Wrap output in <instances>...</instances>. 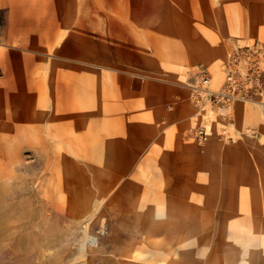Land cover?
Segmentation results:
<instances>
[{
    "label": "crops",
    "instance_id": "crops-1",
    "mask_svg": "<svg viewBox=\"0 0 264 264\" xmlns=\"http://www.w3.org/2000/svg\"><path fill=\"white\" fill-rule=\"evenodd\" d=\"M77 6L87 7V0H0V67L4 72L0 77V135H15L17 143L26 135L31 140L53 134L57 127L66 134L72 126H86L90 112L94 128L89 129L97 135L92 149L101 151L103 143L109 144L113 157L117 152L116 165L132 168L128 174L140 166L154 168L159 186L164 187L160 190L175 199L176 207L192 208L199 188L207 199L228 194L245 200L243 206L248 209L240 218L249 216L248 229L263 230L264 219L257 211L262 202L253 200L264 199V110L249 102L237 103L226 119L238 129L255 127L258 133L243 135L237 142L212 140L200 146L188 139L195 113L189 91L168 81L167 76L175 77L183 66L194 63L200 43H206V55L212 48L219 51V58L229 47L264 43V0H109L111 10L104 17L111 24L112 37L129 38L130 32L135 37L132 23L133 28L136 23L142 25L138 34L145 40L152 36L153 23L160 25L163 37L173 30L170 36L175 37L177 47L166 57L155 42L154 62L147 63L153 75L147 80L126 78L124 71L120 74L114 65L119 63L118 49L106 70L102 64L91 69L78 62L87 53L81 24L88 16L81 11L75 15ZM95 17L98 20L102 15ZM124 22L127 32L119 34L117 25ZM72 23L78 24L72 28ZM173 23L175 27L168 26ZM71 39L78 41L72 43ZM72 48L78 61L65 60ZM55 54L63 59L50 57ZM141 60L146 64L150 56L142 54ZM130 61L135 64L139 59ZM209 61L217 86L223 73L217 59ZM78 133V144L83 145L78 150L83 151L90 133ZM63 143L71 148L70 139L64 138ZM199 160L211 168L204 187L197 178Z\"/></svg>",
    "mask_w": 264,
    "mask_h": 264
},
{
    "label": "rangeland",
    "instance_id": "rangeland-1",
    "mask_svg": "<svg viewBox=\"0 0 264 264\" xmlns=\"http://www.w3.org/2000/svg\"><path fill=\"white\" fill-rule=\"evenodd\" d=\"M94 6L95 0H87V7L77 6L74 10L75 15L81 11L88 16L87 22L81 24L87 37V53L79 56L78 61L72 48V55L65 56V60L85 63L91 69L98 63L106 70L118 49L119 63L114 65L120 74L124 71L122 76L126 78L144 80L146 77L147 80L153 75L147 63L154 62L155 42L166 57L177 47L175 37L170 36L173 30L163 37L160 25L154 23L152 36L147 40L139 37L142 25L137 23L134 28L130 24L135 37L132 32L129 38L112 37L111 24L104 17L111 10L109 0H99L98 7ZM100 15L96 20L95 16ZM1 18L0 13V26ZM77 24L72 23V28ZM124 26L127 22L117 25L119 34L123 30L126 34ZM182 26L185 30L184 23ZM77 41L71 39L72 43ZM229 50L230 47L221 58L219 51L215 53L212 48L206 55V43H200L198 59L183 66L175 77L167 76L168 81L189 91L195 113L188 128V139L200 146L212 140L237 142L243 135L258 133L255 127H248L246 131L238 129L226 119L237 103L248 101L220 108L209 103L201 106L194 96L195 71L199 64L212 76L213 88L223 86ZM142 54L150 56L146 64L140 61ZM50 57L63 59L56 54ZM134 57L139 59L135 64L130 61ZM207 57L219 61L223 81L217 86L213 64ZM3 75L0 67V77ZM249 103L264 110V105ZM45 107L49 108L47 103ZM47 110L52 113L50 108ZM87 114L86 126L77 124L66 134L57 127L53 128V134L38 135L31 140L26 135L17 143H14L15 135H0V264H264V229L250 231L249 216L240 218L248 209L243 206L245 200L230 198L228 194L224 198L207 199L204 190L199 188V198L192 208L176 207L173 197H165L154 168L140 166L134 174H128L132 168L116 165L117 152L113 157L109 144L103 143L101 151L92 149L97 135L89 129L94 128L93 114ZM71 122L73 125V119ZM105 129L103 133L107 132ZM79 131L90 133L83 151L78 150L83 147L78 144ZM64 138L71 140L70 149L65 148L68 144L63 143ZM199 162L197 178L200 187H204L211 168ZM253 201L262 202L257 211L264 219V199ZM258 236L263 239H257ZM187 238L194 240L191 252Z\"/></svg>",
    "mask_w": 264,
    "mask_h": 264
},
{
    "label": "built area",
    "instance_id": "built-area-1",
    "mask_svg": "<svg viewBox=\"0 0 264 264\" xmlns=\"http://www.w3.org/2000/svg\"><path fill=\"white\" fill-rule=\"evenodd\" d=\"M224 71L225 82L216 89L212 87V76L207 68L203 64L197 66L193 88L201 106L209 103L227 108L238 101L264 105V43L255 41L232 46Z\"/></svg>",
    "mask_w": 264,
    "mask_h": 264
},
{
    "label": "bare ground",
    "instance_id": "bare-ground-1",
    "mask_svg": "<svg viewBox=\"0 0 264 264\" xmlns=\"http://www.w3.org/2000/svg\"><path fill=\"white\" fill-rule=\"evenodd\" d=\"M192 235V234H191ZM199 237V236H198ZM188 240L186 241L187 243V248L188 250L191 252L192 251V247H193V241L191 238H187ZM197 245V244H196Z\"/></svg>",
    "mask_w": 264,
    "mask_h": 264
}]
</instances>
